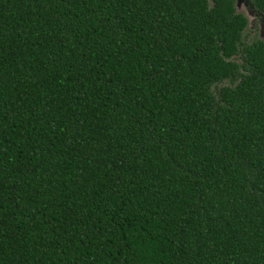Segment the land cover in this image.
I'll use <instances>...</instances> for the list:
<instances>
[{"label": "trees", "instance_id": "16d2710c", "mask_svg": "<svg viewBox=\"0 0 264 264\" xmlns=\"http://www.w3.org/2000/svg\"><path fill=\"white\" fill-rule=\"evenodd\" d=\"M246 27L234 0H0V264H264Z\"/></svg>", "mask_w": 264, "mask_h": 264}, {"label": "rangeland", "instance_id": "374dc122", "mask_svg": "<svg viewBox=\"0 0 264 264\" xmlns=\"http://www.w3.org/2000/svg\"><path fill=\"white\" fill-rule=\"evenodd\" d=\"M252 0H234L236 12L247 19V27L243 32V41L250 44L254 40L264 41V16L252 6ZM220 84L218 87H221Z\"/></svg>", "mask_w": 264, "mask_h": 264}]
</instances>
